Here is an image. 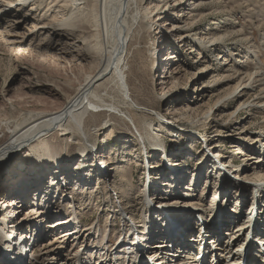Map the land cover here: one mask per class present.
<instances>
[{"label": "rangeland", "instance_id": "1", "mask_svg": "<svg viewBox=\"0 0 264 264\" xmlns=\"http://www.w3.org/2000/svg\"><path fill=\"white\" fill-rule=\"evenodd\" d=\"M36 1L27 0L25 2L24 0V2L18 3V0H0V27L3 31L4 26H7L6 30L9 33L17 35V37L13 38L15 40L13 43H4L2 39L3 33L0 34V123L3 126L5 123L13 121L14 116H17L18 113L20 115L19 118L22 119L28 112L50 113L60 110L66 101L75 95L85 76L94 72L92 63L98 62L101 57L95 48L96 40L94 36L96 32L92 21L94 10H98V3H93V0L80 1L83 3V6H81L83 10L78 11L76 16L72 17L76 19L72 20V26L69 27L64 26L60 22L61 19L63 20L66 16L73 14L70 13L72 7L66 5L68 3L64 6L65 0ZM190 1H184L185 8L187 7V10L184 11H188L193 6L190 5ZM11 2H17L18 4H16V7L10 8ZM202 3L204 6L197 15L201 12H203L201 15L206 12L202 15L205 17L201 21L199 20L200 16L193 17L196 18L194 23L190 20V23H187L192 25L191 29L185 30V34L182 32L184 36L187 33V43L178 45L176 38H172L170 33H165L164 31L163 39L160 40L153 31L154 29H150L149 25H146L147 28L144 29L140 27V22H136L129 33L128 50L130 51L125 58L123 67L124 83L122 86L125 88L128 98L131 94L133 102L136 103L138 112H134V116L140 124L148 120L151 124L160 122L161 124H157L170 127V131H161L159 141L149 144L146 140L144 142H140L137 139H134L135 142L129 141L128 138L130 136L128 134L122 135L120 133L121 130L117 128L120 125L118 117L109 114L106 116L104 114L100 115L98 111L102 110V107L93 108L87 101L86 106L89 105V111H93L87 112L84 117L85 128L81 127V132L74 133V136L79 141L74 142L73 145L66 142L60 143L55 139L53 144H51L54 146L57 144L61 145L63 147L62 152H65V156L69 157V159L63 161V164H68V169L57 174L58 176L61 174L64 178L57 185L62 187L66 184L65 186H67L74 178L84 179L85 177L87 186L82 188L85 193L81 199H78L77 190H73V185H69L70 187L65 189L58 197L56 208L51 204L50 211L42 212L46 218L41 217L39 213L34 216H28L34 206L32 204L31 207V204L28 203V198L25 201H21L22 205H24L18 210L15 207H8L6 204L13 198V194H15L13 189L17 188L19 183H21L22 189L32 193L48 192L49 189H52L53 185L51 183L43 182L42 176L44 173L39 172L40 177L35 179L36 173L26 172V168H22L14 171V177L9 179L8 186H4L2 179L0 180V217L4 216L0 219V227L4 226L6 228V220L9 217L11 218V227L9 228H21L18 230L20 236L24 234L30 235L36 231L34 228L35 224L33 225L35 218L33 217H41L44 224V222H47L46 219L53 218L54 220L58 216L63 217V219H69L68 229L74 231L76 238L80 237L79 241L81 243H78L75 237L67 236L61 239L60 237H63V234H61L62 236L59 235L57 242H55L52 238L55 234L62 232V230L59 232L54 230L51 233L44 234L45 236L36 242L27 239V244H33L32 248L27 252L30 264H49L50 257L48 256H50L51 253L49 251L52 248H59L60 254L62 256L67 255L66 257H69V260L72 258V261L76 255L74 260L77 261V264L78 262L83 264L84 260L87 259L88 264H100L99 260L95 258H87L93 250L91 245L96 242V246L93 245L94 248L97 245L103 246L100 244V239L106 229H109L111 239L112 234L113 238L116 236L122 237L120 241L128 239L131 233L128 235L125 232L121 233L124 229L121 226V220L127 217L133 223L140 224V220L143 217L141 214L146 211L142 195L145 173H149L151 181L155 178L156 183L161 188H164L165 180H163L162 176L164 173L159 171L166 170L165 165L170 164L166 157L179 162L182 169H188V171L192 170L197 164L199 167H204L201 169H208L211 167V163L207 164V162H212V167H215V170L222 171L224 167V169L237 174L234 180L236 187L252 191V193L255 192V194L256 190L260 192L264 188V177L260 176L261 173L256 174L257 171H248L246 169L248 163L246 155L249 156V152L245 148L242 149L237 146L238 142L248 143L250 146L259 143V139L262 138L261 135L264 133V113L258 112L252 118L247 116L245 110H238V112L236 109L240 102L236 100L226 102L224 109L219 110L217 113L211 110L215 101L223 98L226 94V89L236 85V81H232L228 85L217 84L216 86L213 82L214 77L217 79L222 76L233 77L235 75L237 77L238 75V77L243 78L248 72L250 74V72H258V70L264 77V0H203ZM181 11L177 9L172 12L171 16L174 18ZM2 12L8 15H3L1 14ZM226 16H228L229 21L223 27H220V21L215 25L213 24L218 19L220 20ZM165 23L168 24L167 28H169L170 22L166 20ZM217 26L219 29L215 30L214 28ZM34 27L36 29L32 31ZM206 30H211L207 31L212 33L211 36L214 33L215 36L224 37L225 41L213 46L206 43L200 46L199 43L194 42V39L201 38L200 32L206 33ZM25 44L28 47L27 50L32 51L31 54L27 52V54H24L25 56L13 57V50L17 49L18 46L24 48ZM223 44H226L227 48L231 49L230 52H233L229 54V61H233L232 65H229L230 68L227 69L222 68L221 63L223 62L220 61V58H222L223 54H226L227 50L226 46L220 47ZM205 45L206 48H204ZM160 47L163 50L158 54L156 51ZM168 54L177 56L179 59L178 66L180 67L176 71H174L175 68H173L174 70L172 69L171 73L175 72L176 74L179 72V74L172 75L170 73V78L163 77L161 66H157L158 69L153 68L158 63L161 64L160 60V62L157 61L158 59ZM39 56L45 57L44 59L46 60ZM51 56L55 57L57 61H53ZM73 59H83V65L77 69L71 68L70 63H72ZM154 60L155 63L152 66L151 64ZM204 70L208 71L202 75L201 72ZM241 70L243 72H240ZM204 85L211 86L212 89L207 91L204 96L193 94L195 89V93H197L196 91L199 87L201 88ZM111 86L105 83L103 87H99L101 90L98 89L96 91L103 97L105 105L110 103L111 99H118L116 98L118 96L116 90ZM106 87L108 88L104 91L103 89ZM253 96L248 98L249 102L254 100ZM16 111L19 112L16 114ZM128 114L130 115L131 111H128ZM163 116L167 120L163 119ZM122 117L125 118V127L134 132L133 126L135 124L129 121L131 119L124 115ZM146 117L147 119H145ZM202 117L204 119L199 122ZM177 121L183 127L176 126L175 123ZM242 121L247 122L243 124V126L245 125L244 129L240 130V125L238 124H242ZM106 122L107 124H104ZM109 124L114 127L113 129H116L115 135L107 137L102 143L101 141L104 137L101 135V130H106V126ZM65 125L71 128L72 122L68 121ZM235 127H238V129L236 130ZM89 129L91 133L89 136L88 134H86V137L81 136L86 133L85 131L89 132ZM19 134H24V132L18 133L14 128H7V136ZM200 135L210 138L211 142L205 144L204 139L195 137ZM30 141L33 140L31 139ZM138 142L142 146V151L145 149L147 154L145 151L144 153L141 152ZM44 147L47 146L45 145ZM72 147L75 149L73 154H71ZM56 152L57 149L55 148L47 152V154L55 155ZM240 152L244 155H241ZM81 153L84 154L83 157H81ZM150 154H152L150 158L139 157V155L149 156ZM14 157L11 158V162ZM160 158L162 164L157 163ZM39 161L43 162V160ZM100 164L107 165L109 172L106 176L103 175L106 173L105 169L103 174L101 173ZM205 165H208V167L206 168ZM9 167L11 166L9 165ZM12 169L14 170V168ZM8 170L11 169H3L1 173L3 174V172ZM180 173H182V170L179 171ZM230 173H226V180L232 178ZM12 182L14 183L11 186L10 183ZM186 182L192 188L197 187V180L192 179V176H188ZM249 184H252L253 188L249 187ZM204 186L197 187L196 191L198 193L194 195V200H169L167 199V194L169 193L167 189L155 192L154 196L163 200L157 206L158 211L167 213L172 217L180 214L197 213L198 211L171 213V210L189 204H199L197 199L203 198L207 194H202L203 191L205 192L208 189L207 186ZM80 192L81 190L77 194H80ZM18 195L20 194H16L17 197H19ZM218 195L220 196V193ZM116 196L118 198H115ZM119 203L120 206H118ZM230 204L234 205L232 202ZM70 205H76L78 220L77 218L72 219L73 216L69 211ZM231 205H228V202L226 203L228 209H234L235 206L232 207ZM110 210L113 211L109 214ZM119 211L120 214L118 213ZM227 213L235 216H232L233 219L228 218L226 220L227 217L223 219V225L230 227L236 218V214L229 211ZM55 214L57 215L55 216ZM195 215V226L199 229L201 221L199 220V214ZM29 218L33 219L28 220ZM95 225L96 228H93ZM242 226L243 228L239 235L243 237L246 234L247 227L245 225ZM126 227L127 224L125 229ZM81 228L82 231L79 234L78 230ZM194 231L192 230L190 233L192 238L195 237ZM8 239H11V237L9 236ZM20 239L22 243H26L24 239ZM64 239H67L66 243L60 244ZM111 244V242L107 243V245ZM156 245L154 244L152 249H163ZM227 247L229 245H226L225 249ZM123 249L125 250V248ZM123 249H121L122 252H124ZM109 254L110 257H102V259L107 260L106 263H109L108 260L111 261L113 257L114 259L111 261L113 264H116V260L118 264L124 262V260L126 263L129 262V264L135 263L133 262V257L128 259L127 255H119L118 251L115 254H111V252ZM233 258L236 257L234 256ZM69 260L67 259L64 264H70L71 261ZM148 264H155V259L150 258Z\"/></svg>", "mask_w": 264, "mask_h": 264}, {"label": "bare ground", "instance_id": "2", "mask_svg": "<svg viewBox=\"0 0 264 264\" xmlns=\"http://www.w3.org/2000/svg\"><path fill=\"white\" fill-rule=\"evenodd\" d=\"M26 1L27 0H25V2ZM80 1L82 0L64 1V6L66 5L71 6L72 10L70 13L71 14L73 13L72 15H69L68 13L69 16H66V18L63 20L61 19L60 22L64 26H69V27L72 26L73 23L72 20L76 19V18L73 19L72 17L76 16V13L78 11L83 10V8L81 7L83 6L82 5L83 3H81ZM184 1L185 0H93V3L94 2L98 3L97 4L98 10L95 9L92 15L93 27L95 28V32H96L94 36L96 40L95 48L96 51L99 52L102 57V58L100 57L98 62L96 61L94 63L91 62L93 64L92 67L94 68L93 69L94 72L85 76L83 83L80 85L75 95L73 97H70L60 110L56 112L53 111L50 113L28 112L27 115H25V117L22 119L19 118L20 116L18 113L19 111H16L15 113L18 114L17 116H14L13 121L9 123H5L4 126L0 123V168H2L0 170V180L2 179L4 186L9 185L8 181L9 179L14 177L13 175L14 171L16 169L19 170L22 168H26V172L36 173L37 175L35 179H38L40 177L39 172H43L44 173L42 176L43 182H46L48 184L51 183V185H53L52 189H49L48 192L42 191L41 193L40 192L32 193L22 189L20 186L21 183H19V185H17L18 187L13 189L15 190V194H13V198L10 199L9 200L10 202L6 204L8 207H15L16 210H18L21 208V206L24 205V204L22 205L21 201H25L26 198H28L29 199L28 203L31 204V207L32 204H34L28 216H32V215L34 216L39 213L41 217H45V215L42 214V212L50 211L51 204H53V207L56 208L57 206L56 203H58L57 202L58 197L62 194V192L65 189H68L70 187L69 185H73V190H77L76 195H78V199L82 198L83 194L85 193L82 188L87 186L85 177L84 179L74 178L67 186H65L66 184L62 187L57 185L60 183V180L64 179L61 174H59V176L57 174L64 171L65 169H68L67 167L68 164H63V161L69 159V157L65 156L66 154L65 152L64 153L62 152L63 147L61 145L57 144L54 146L51 144H53V141L55 139H57L60 143L66 142L73 144L74 142L76 143L77 141H79V139L74 136V133L81 132V127L85 128L84 117L85 115H87V112L93 111V110L89 111L87 107L88 105L86 106L87 101L89 105L93 106V108L102 107L101 108L102 110L98 111L100 115L104 114L106 116L107 114H109L118 117L120 120V125L117 126V128L121 130L120 133L122 135L128 134L130 136L128 140L131 142H135L134 139H137L140 142H144L146 140L149 144L151 142L159 141V137H160L159 134H161L162 130L170 131V127L161 126L159 125L161 124L160 122H157L159 124L157 123L151 124L150 122H148V120H145L147 119V117L144 119L146 122H144L143 124H140L138 122L137 118L134 116V112H138L136 103L133 102V99L131 98V94L128 98L127 92L125 88L122 86V84L124 83L123 67L125 65V58L130 51L128 50V43L130 41L129 33L131 28L136 24V22L137 23L140 22L141 24L140 27L144 29H146L147 26L149 25L150 29H154L153 31L155 32L156 35H158V39L160 40L163 39V31H164L165 33H170L172 38L175 37L176 43L178 42V45H180L181 43H187V39H188L187 33L186 36H184L182 35V32L184 33L185 30L187 31L188 29H191L192 25H188L190 23L189 20L192 23H194V20L196 18L193 17L200 16L199 20L201 21V19L205 17L202 15H204L206 12H204V14L202 15L201 13L203 12L197 15L198 12L204 6V4L202 3L203 0H191L190 5L193 6L190 7L188 11H184L187 10V7L185 8ZM21 2H24V0H18V3ZM18 3L11 2L10 8L14 6L16 7V4ZM85 4L87 3L85 2ZM177 9L182 11L181 13L175 16L176 18L175 17L173 18L171 14ZM4 13L5 12H2L1 14L8 15ZM227 17L228 16L221 18L220 20L218 19L213 24L215 25L218 21H220V27H223L229 21ZM166 20L170 22L169 28H167L168 25L167 23L164 24ZM54 21L56 20L54 19ZM6 29L7 26L6 27L4 26L3 28L4 32L2 31V29L0 30V34L3 33L2 39L4 43H13V41H15L13 38L17 37V35L9 33V31H7ZM35 29L36 27H34L32 31H34ZM214 29L216 30L219 28L217 26ZM207 31H211V30H206V33L200 32L199 35L201 36V38L194 39V42L199 43L200 46H203V44L205 43L213 46L218 44L219 42L221 43L222 41H225L224 37L222 36L219 37L217 35L215 36L214 33L213 36H211L212 33ZM220 47L227 48V45L223 44V46ZM27 48L28 47H26V44L24 48L18 46L17 49L13 50L12 56L19 57L21 55L27 54V52L31 54L32 51H30L29 49L28 51ZM204 48H206V45ZM162 50H163L162 47H160L156 51V53L160 54ZM230 51L231 49L227 48L226 54H223L222 58H220V61L223 62L221 63L222 68L224 69L230 68L229 65H232L231 63L233 61H229L230 58L229 54L233 52ZM39 57L42 58V56ZM44 58L42 59L46 60ZM54 58L53 61L56 60V58L55 59ZM82 60L83 59H73L72 63H70L71 64L70 67L74 69L79 68L81 65H83ZM159 60L161 61V64L158 63V65H156V67L153 68L158 69V67L161 66L163 69V73H162V75H164L163 77L170 78V73L172 69L175 68V70L174 69L173 70L176 71L178 68H180L178 66L179 59L177 58V56L173 54L164 55L163 58H160L157 61L160 62ZM154 63L155 60L151 65L153 66ZM207 71L208 70H204L203 72H201V74L202 75L206 74ZM240 72L243 71L241 70ZM248 73L247 75H244L242 73L244 75L243 78L238 77V75L237 77H235V75L234 76L232 75L233 77H229L227 75L228 77L222 76L217 79H215L214 77L213 82L216 84V86L217 84L228 85L232 81H236V85H234L233 87H228L226 89V94L223 96V98L217 99L215 101V103L211 108V110H214L213 111L214 113H217L219 112V110L224 109L226 102L232 100H236L240 102L236 111L245 110L247 112V116H251L253 118L254 115L258 112L264 113L263 74L260 73L259 70L258 72L255 71L253 73L250 72V74ZM171 74L178 75L179 72L176 74L175 72H173ZM105 83L108 85H112L111 87L116 90V93L118 95L116 97L118 99H111L110 103L106 105L104 104L105 102L103 100V97L96 92L99 89V87H103ZM107 88L108 87L104 88L103 90L105 91ZM210 89H212L211 86L204 85L201 86V88L199 87V89L196 91L197 93H195L196 89L192 91L194 92L193 93L194 95L198 94L199 96L202 95L204 96L205 93ZM252 95H254L253 96L254 100L252 102L251 101L249 102L248 98H250ZM128 111H131L130 114L131 116L128 114ZM122 115L126 116L128 119H131L132 121L131 120L129 121L132 124H135L133 126L135 129L134 131L135 134L133 131L125 127V118L122 117ZM162 118L166 119L164 116ZM203 119L204 118L202 117V119L199 122H201ZM249 119L251 120V118ZM68 121L72 122L71 128L65 125V123H67ZM247 121H242L241 122L242 124H238L240 125V130L244 129L243 127L245 125L243 126V124L246 123ZM104 124H107V122ZM175 125L178 127H183V125H181L178 121L175 123ZM9 127L14 128L16 131H18V133L24 132V134L7 136L6 132H7V128ZM113 128L114 127H112V125L109 124L106 126V130H101V135H103L104 137V139H102L101 141L102 143H104V140H106L107 137H113L115 135L116 129ZM235 129L237 130L238 127H235ZM85 132L86 133L81 136L86 137V134H88V136L91 134L90 129L89 132L87 131ZM129 132H131L132 134L131 133L129 134ZM195 137L204 139L205 144H209V142H211V139L206 137L205 135L203 136L200 135ZM261 137L262 138L259 139V143L253 144V146H250L248 143L243 144L242 142H238L237 146L242 149L245 148L249 152V156L246 155V157L248 158L246 169L248 171H257L256 174L261 173L260 176L264 177V173H262L264 172V133L261 135ZM31 139L33 141H30ZM45 145L47 147H44ZM139 146L141 152L144 153L145 151L147 154V151L145 149L142 151V146L140 144ZM55 148L57 149L55 155L47 154V152L52 151ZM74 150L75 149H73L72 147L71 154L75 153ZM240 154L244 155L241 152ZM80 155L81 157L84 156L83 153H81ZM151 156L152 154H150L149 156L139 155V157H145V158H150ZM12 157H14V159L11 162ZM39 160H43V162ZM166 160H168L170 164L165 165L166 170L159 171L160 173L161 172L164 173L162 176H163V180H165L164 183L165 187L161 188L160 185L156 183V180L154 178L152 181L150 180V184L146 186L147 188L145 189V191H147L146 193L144 191V188H142V195L144 197L143 204L146 207V211L141 214L143 217L140 220V224L137 225V223H134L138 226L137 236L133 238L131 234L127 240L120 241L116 246L113 243L111 245H107V243H109V241H111L112 239L110 236L109 229H106L100 239V244H102L103 246L101 247L97 245V247L94 248L93 245L96 246V242H95V244L91 245L93 250L87 256V258L89 259L95 258L96 260H99L100 264H113L111 263V261L114 259V257L112 258L111 261L108 260L109 263H106L107 260L102 259V257L104 256L110 257L109 254L110 252L111 254H115L118 251L119 255L121 254L123 256L127 255L128 259L133 257L134 258L133 262H135L134 264H148L150 258L155 259V264H240L239 254L242 251L244 252L247 251L248 253H243V254L247 258H249V260L251 259L248 264H264L263 262L264 260V188L260 192H257L258 190H256V194L255 192L252 193V191L238 188L236 187L234 182L237 174L236 173L234 174V172L229 171L228 169H224V167L222 171H219L217 169L215 170V167H212V162H207V164L211 163V167L208 169H201L204 167H199L197 164L196 166H194L192 170L188 171V169L183 170L179 162L173 161L168 157H166ZM157 163L162 164L161 158L158 160ZM9 165L11 167H9ZM100 166L102 168L101 171L102 174L104 172V169L106 170V173L103 174L104 176H106L109 172L107 165L100 164ZM205 167L207 168L208 165H205ZM12 168H14V170ZM3 169H11V170L5 171L2 174L1 171ZM180 170H182V173L179 174ZM226 173L232 174L230 175L232 178L226 180L225 178ZM145 174H147L149 177V173H145ZM188 176H192V179L197 180V187L201 185L207 186L208 189H206L205 192L204 191L202 192V194L207 193L205 194L206 198L205 197H203L205 199L198 198L197 202H199V204L198 203L189 204L182 207L174 208L173 210H171V213H178L183 211L185 212L198 211L195 214H199V220L201 221V225L199 226L200 227L199 229L195 226V219H196L195 214H180L175 217H172L167 213H162L158 211L157 206L160 205V203L163 200L160 197L154 196L155 192L167 189L169 191V193L167 194V199L169 200H178V201H182V199L194 200V195L198 193L196 191L197 187L192 188L187 184L186 179L188 178ZM13 183L14 182L10 183V185L12 186ZM249 187L251 186L249 185ZM251 188H253V186ZM79 190H81V192L80 194H77ZM51 191L52 193H50ZM219 193L220 196L218 195ZM16 194H20L18 195L19 197H17ZM115 198L118 197L116 196ZM217 199H219L220 204L222 205L225 204L224 211H226V213L229 211L231 213L236 214V218L232 222V226L230 227L224 226L223 219L224 217H227L226 220L228 218L233 219V217L235 216L231 214L223 215L224 212L223 206L218 207ZM227 202L228 205H231L230 203L232 202L234 205L231 206L232 207L235 206L234 209H230V208L228 209L226 207ZM253 204H255V206H253ZM215 205L216 208L214 209ZM118 206H120V203L118 204ZM254 207H256L257 217H256V228L252 233V241L254 242V244H251L249 243V240H251V238L249 236L248 225H249L252 209ZM218 210L220 211V213L218 212ZM69 211L73 216L72 219L74 220L77 218L78 220V214H77L78 212L76 210V205L75 206L70 205ZM112 211L110 210L109 214ZM56 215L57 214H55V216ZM3 217L4 216L0 217V219H2ZM41 217L38 218H36V216L33 217L35 218L34 220L35 223H33V225L35 224L34 228L36 231L33 230L34 232L31 233L30 235L27 233L28 235L24 234L21 236L18 231L21 228H15V229L9 228L11 227V218L9 217L7 218L5 224L6 228L4 226L0 227V264H30L29 262L30 260L28 259L27 252L32 248L33 244L32 243L27 244L28 242L27 239L36 242L41 238H43L46 234L51 233L54 230H56L57 232L62 230V232L60 231L58 234H55V236L52 238L55 240V242H57V238L61 234H63V237H60L61 239L67 236L73 238L76 236L73 230L68 229L69 228L68 225L70 222L69 219H63V217L57 216L56 219L54 220L53 218L46 219L47 222H44L43 224L42 223L43 219ZM33 218H29L28 220H31ZM124 218L125 220L128 219L127 217ZM125 220L123 218L121 220V226L124 228L127 223ZM122 221H124V223H122ZM79 224L81 225L80 222ZM242 225H245L247 227L246 234L243 237L239 235V232L243 228ZM82 228L78 230L79 234L82 231ZM93 228H96V225L95 227L93 226ZM192 230H195L193 232L195 235L194 238H192L190 234ZM123 232L124 231L122 230L121 233ZM9 236L11 237V239H8ZM20 238L24 239L26 243H22ZM79 238L80 237L77 238L75 237V240L78 241V243H81L79 241ZM66 241L67 239L66 240L64 239L60 244L66 243ZM154 244H157L156 246L163 249H159V250H156L155 248L152 249ZM226 245H229V247L225 249ZM113 246H115L114 249ZM127 247H128L127 252L121 251L122 248H127ZM58 249L59 248L50 249L51 251L49 252L51 254L50 256H48L50 257L49 264H64V262L67 259L68 260L70 259L69 257H66L67 255L62 256V254H60L61 252H59ZM234 256L236 258H233ZM242 256L243 255H241V258ZM213 257L215 258L214 260ZM74 258H76V255ZM74 258L73 261L72 258L71 260H69L71 261L70 264H77V261L74 260ZM84 261L83 264H88V259ZM115 263L118 264L117 260L115 261ZM120 264H129V262L126 263V261L124 260V262Z\"/></svg>", "mask_w": 264, "mask_h": 264}, {"label": "water", "instance_id": "3", "mask_svg": "<svg viewBox=\"0 0 264 264\" xmlns=\"http://www.w3.org/2000/svg\"><path fill=\"white\" fill-rule=\"evenodd\" d=\"M87 107H89V105ZM88 109H90V108H88ZM249 185L252 187V184H249Z\"/></svg>", "mask_w": 264, "mask_h": 264}]
</instances>
